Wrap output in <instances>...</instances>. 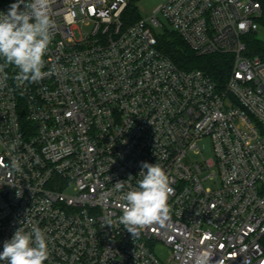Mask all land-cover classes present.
Wrapping results in <instances>:
<instances>
[{
  "label": "built area",
  "instance_id": "2783aa9c",
  "mask_svg": "<svg viewBox=\"0 0 264 264\" xmlns=\"http://www.w3.org/2000/svg\"><path fill=\"white\" fill-rule=\"evenodd\" d=\"M129 3L51 0L48 75L18 86L5 69L0 252L38 226L45 264H264V0H166L132 23ZM160 14L196 54L230 56L224 84L159 49ZM142 162L173 192L169 219L133 238L114 184L136 187Z\"/></svg>",
  "mask_w": 264,
  "mask_h": 264
},
{
  "label": "clouds",
  "instance_id": "9594fccd",
  "mask_svg": "<svg viewBox=\"0 0 264 264\" xmlns=\"http://www.w3.org/2000/svg\"><path fill=\"white\" fill-rule=\"evenodd\" d=\"M50 6L51 0H16L6 13L0 12V85L8 78L5 69L9 66L18 69V86L37 83L48 75L43 68L53 38ZM12 167L20 170L16 161ZM139 176L137 186L127 191L124 181L114 184L125 202L119 222L133 238L146 226L169 219L168 201L173 192L167 173L158 163L142 162ZM47 259L48 241L38 226L31 231L17 229L10 240L4 241L0 252L4 264H45ZM209 260L210 253L204 252L196 257V264H209Z\"/></svg>",
  "mask_w": 264,
  "mask_h": 264
},
{
  "label": "trees",
  "instance_id": "16d2710c",
  "mask_svg": "<svg viewBox=\"0 0 264 264\" xmlns=\"http://www.w3.org/2000/svg\"><path fill=\"white\" fill-rule=\"evenodd\" d=\"M126 22L132 23L141 15L137 9L135 0L130 3L125 11ZM158 47L169 56L181 69H200L208 73L218 84H224L230 72L231 60L226 54L198 55L184 38L175 30L165 29L158 33ZM254 54H259L264 59V40H253Z\"/></svg>",
  "mask_w": 264,
  "mask_h": 264
},
{
  "label": "rangeland",
  "instance_id": "374dc122",
  "mask_svg": "<svg viewBox=\"0 0 264 264\" xmlns=\"http://www.w3.org/2000/svg\"><path fill=\"white\" fill-rule=\"evenodd\" d=\"M166 0H135L137 9L142 17H148L154 13V11L157 9V7L161 4H163ZM162 22L165 24V27H160L157 29V31L160 33L164 31L165 29L173 30L171 25L167 22V20L159 15ZM263 38H264V31L262 32ZM206 156L211 155V151L207 150L205 152Z\"/></svg>",
  "mask_w": 264,
  "mask_h": 264
}]
</instances>
